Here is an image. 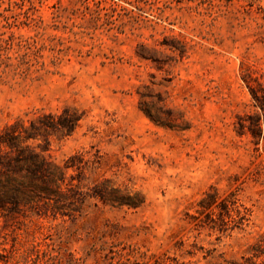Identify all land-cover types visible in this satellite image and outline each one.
I'll list each match as a JSON object with an SVG mask.
<instances>
[{
	"label": "rangeland",
	"instance_id": "rangeland-1",
	"mask_svg": "<svg viewBox=\"0 0 264 264\" xmlns=\"http://www.w3.org/2000/svg\"><path fill=\"white\" fill-rule=\"evenodd\" d=\"M243 76L264 89V0H0V130L78 115L50 157L96 159L85 187L142 199L0 215V250L16 264H264L263 114ZM245 114L259 136L237 130Z\"/></svg>",
	"mask_w": 264,
	"mask_h": 264
},
{
	"label": "trees",
	"instance_id": "trees-1",
	"mask_svg": "<svg viewBox=\"0 0 264 264\" xmlns=\"http://www.w3.org/2000/svg\"><path fill=\"white\" fill-rule=\"evenodd\" d=\"M243 80L262 111L264 123V89L258 82L253 84L254 79L250 77L243 76ZM78 119V115H73V122L65 123L50 114H42L30 119L27 124L16 120L0 130L1 216L60 215L74 218L90 198H98L111 205L137 206L142 202L138 194L130 196L116 187H107L105 182L85 187L81 173L96 159H84L83 154H73L60 164L50 157L47 153L50 135L64 137L71 134ZM261 124L259 115L245 114L237 117L236 128L256 137L262 133ZM70 169L75 174L69 173ZM200 205H208L206 198L200 201ZM219 217L221 224H227L222 212H219ZM207 220L211 222V227L215 226L216 221L211 214L207 215ZM2 250L0 264H16L13 251Z\"/></svg>",
	"mask_w": 264,
	"mask_h": 264
}]
</instances>
